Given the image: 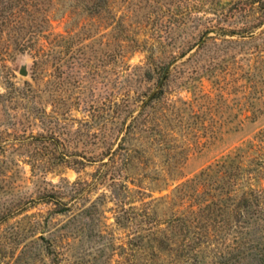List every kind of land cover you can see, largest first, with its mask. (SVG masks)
Instances as JSON below:
<instances>
[{"label": "rangeland", "instance_id": "1", "mask_svg": "<svg viewBox=\"0 0 264 264\" xmlns=\"http://www.w3.org/2000/svg\"><path fill=\"white\" fill-rule=\"evenodd\" d=\"M234 3L0 2V264H264V13Z\"/></svg>", "mask_w": 264, "mask_h": 264}, {"label": "trees", "instance_id": "2", "mask_svg": "<svg viewBox=\"0 0 264 264\" xmlns=\"http://www.w3.org/2000/svg\"><path fill=\"white\" fill-rule=\"evenodd\" d=\"M13 1H17V3H25L28 0H0L1 5H3V7H2V10H3L2 12L3 13H9V11L12 9ZM258 1L259 0H235L234 5L235 6H239V5L241 6V5H244V2H246V3L249 2V4H255ZM260 5H261L260 9L264 13V0H260ZM91 7H93V8H90V11L99 8L96 3H94ZM213 29L214 30H218V31H216L217 32L216 36H227V35H230V33L237 35L236 33H234V31L230 32L227 29H223V28H220V27L217 28V29H215V28H213ZM210 30H212V27L209 28V29H206V31L203 32V35L206 34L207 32H209ZM238 36H240V35H238ZM214 39H215V37H214ZM133 42H134V40H133ZM203 48L204 47H202L200 50H202ZM181 56H184V54H182ZM191 61H192V56L188 57L185 62H189L190 63ZM162 93H163V91H162V89H160L159 93L156 95V97H159ZM133 120H134V122L136 121L135 118H133ZM130 127H131V124H129L128 129ZM256 191H257V193H255V191L253 189L248 188L246 192H242L240 194L239 193V189H238L239 195H237V199L236 200L238 201L239 207L240 208H244L246 210L245 220L243 221L244 228L251 227L253 225V223H254V226H257V224L260 225V223H261L260 226L264 227V217L256 218L255 220H253V216L257 217L259 215V212H258V210L256 208L260 207L259 198L261 197V194H260L261 192L258 189V187H257ZM210 209H212V207L209 206V205H206L204 207L205 211H208ZM187 220H188V218L184 217V219H176L174 221H176L177 224H181L183 228L189 229L191 226L187 225V223H188ZM207 236H208V230L206 228V232L203 235H201V237H202V239H205V238H207ZM254 236L255 237H259L258 235H253L251 233V231L249 230V231L245 232L243 237L245 238L246 243H248L250 241V239L255 238ZM258 241H259V243L261 241L264 242V234H262L259 237ZM259 254H263V253H259Z\"/></svg>", "mask_w": 264, "mask_h": 264}, {"label": "water", "instance_id": "3", "mask_svg": "<svg viewBox=\"0 0 264 264\" xmlns=\"http://www.w3.org/2000/svg\"><path fill=\"white\" fill-rule=\"evenodd\" d=\"M171 66H172V65L168 66V67L166 68V70L164 71V73H163V75H162V77H161V80H160L159 86H158V88H157V91L162 87V84H163V82H164V80H165V77H166V75H167L169 69L171 68ZM19 74H20L21 76H26V75H27L26 66L23 65V66L20 68V70H19ZM157 91H155V92H157ZM154 94H155V93H153V94L148 98V101H150V100L152 99V97L154 96Z\"/></svg>", "mask_w": 264, "mask_h": 264}]
</instances>
